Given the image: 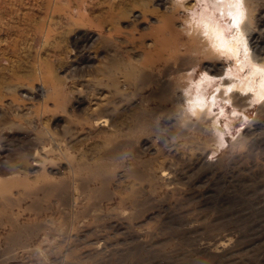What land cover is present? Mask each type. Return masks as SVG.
Returning <instances> with one entry per match:
<instances>
[{
    "label": "rangeland",
    "instance_id": "obj_1",
    "mask_svg": "<svg viewBox=\"0 0 264 264\" xmlns=\"http://www.w3.org/2000/svg\"><path fill=\"white\" fill-rule=\"evenodd\" d=\"M224 1L0 0V264H264V0Z\"/></svg>",
    "mask_w": 264,
    "mask_h": 264
},
{
    "label": "bare ground",
    "instance_id": "obj_2",
    "mask_svg": "<svg viewBox=\"0 0 264 264\" xmlns=\"http://www.w3.org/2000/svg\"><path fill=\"white\" fill-rule=\"evenodd\" d=\"M241 1L243 3V0H241ZM209 2H211V1H209ZM203 3L208 4L207 0H203ZM212 3H213V1L211 2V4ZM214 4H215V0H214ZM220 5H222L224 7L226 5L231 6L229 8L230 9V11H229L230 14L229 15H230V18H231V25L232 26H236L238 28L239 31H237V32H239V37H240V35H242L244 33L242 31L241 27H244V26L239 24V21H241V18H242V10H241V6H240L239 2L237 0H225L224 2H221ZM195 14H196V17H195L196 19L193 18V20L191 22L192 24H195L194 28L195 29L199 28L202 33L204 32L205 37L208 40V43H210V45L213 48H215L217 51L223 49L222 50L223 52L227 53L228 55L231 54V57H232V55L235 54L237 49H238V46H237L238 45L237 44L238 41L237 40H239V38L237 37V35L235 36L236 39L228 40L226 38V35H225V32H224L226 28H224V26H222V24H220V22L218 24H214V20L212 19V17L209 16V14L205 10L202 11L201 15L197 14V12ZM188 28H189V26H188ZM206 80H208V76L207 75L200 76V80L199 81H203L204 82ZM261 80L264 82V75H263V79L261 78ZM241 82H243V81H241ZM243 85H245V83H243L242 86ZM230 86H231V84H230ZM246 87L247 86L245 85V89H246ZM259 90H260V88L258 89V92H259ZM254 91H256V90H254ZM254 94H255V96H257V93L254 92ZM244 101H245V99H244Z\"/></svg>",
    "mask_w": 264,
    "mask_h": 264
}]
</instances>
